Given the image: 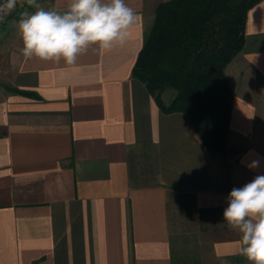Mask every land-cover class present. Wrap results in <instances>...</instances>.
<instances>
[{"label":"crops","instance_id":"obj_1","mask_svg":"<svg viewBox=\"0 0 264 264\" xmlns=\"http://www.w3.org/2000/svg\"><path fill=\"white\" fill-rule=\"evenodd\" d=\"M164 1L125 0L140 17L128 42L72 65L25 60L19 6L0 23V264H249L222 214L233 188L264 174V0L225 70L227 156L131 75Z\"/></svg>","mask_w":264,"mask_h":264},{"label":"trees","instance_id":"obj_2","mask_svg":"<svg viewBox=\"0 0 264 264\" xmlns=\"http://www.w3.org/2000/svg\"><path fill=\"white\" fill-rule=\"evenodd\" d=\"M262 0H167L155 8L131 75L164 114L183 113L210 154L227 146L233 94L226 67L242 51L247 12ZM174 92L165 102V91Z\"/></svg>","mask_w":264,"mask_h":264},{"label":"clouds","instance_id":"obj_3","mask_svg":"<svg viewBox=\"0 0 264 264\" xmlns=\"http://www.w3.org/2000/svg\"><path fill=\"white\" fill-rule=\"evenodd\" d=\"M25 5L36 10L30 13ZM17 6L24 9L16 27L25 60L68 65L90 48L105 53L124 46L140 19L125 0H68L64 10L45 9L37 0H4L0 22ZM246 166L255 170L260 161L252 160ZM226 203L223 221L229 230L240 234L238 253L249 264H264V174L233 188Z\"/></svg>","mask_w":264,"mask_h":264},{"label":"rangeland","instance_id":"obj_4","mask_svg":"<svg viewBox=\"0 0 264 264\" xmlns=\"http://www.w3.org/2000/svg\"><path fill=\"white\" fill-rule=\"evenodd\" d=\"M4 77L0 74V84H4ZM174 95V92L171 90H167L163 93L162 98L165 102H168Z\"/></svg>","mask_w":264,"mask_h":264},{"label":"built area","instance_id":"obj_5","mask_svg":"<svg viewBox=\"0 0 264 264\" xmlns=\"http://www.w3.org/2000/svg\"><path fill=\"white\" fill-rule=\"evenodd\" d=\"M4 2V0H0V3H3ZM17 8H18V6H17ZM14 12V11H13ZM1 23V22H0Z\"/></svg>","mask_w":264,"mask_h":264}]
</instances>
